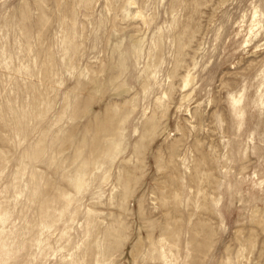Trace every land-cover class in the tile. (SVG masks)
<instances>
[{"label":"rangeland","instance_id":"374dc122","mask_svg":"<svg viewBox=\"0 0 264 264\" xmlns=\"http://www.w3.org/2000/svg\"><path fill=\"white\" fill-rule=\"evenodd\" d=\"M0 264H264V0H0Z\"/></svg>","mask_w":264,"mask_h":264}]
</instances>
